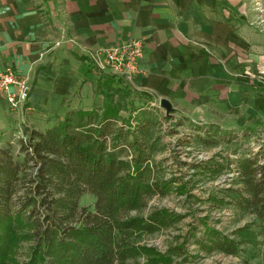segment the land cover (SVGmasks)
Listing matches in <instances>:
<instances>
[{
	"label": "crops",
	"instance_id": "obj_1",
	"mask_svg": "<svg viewBox=\"0 0 264 264\" xmlns=\"http://www.w3.org/2000/svg\"><path fill=\"white\" fill-rule=\"evenodd\" d=\"M129 39L143 43L133 80L94 64L92 51ZM6 68L28 79L30 97L15 115L0 91L5 127L13 115L26 119L22 127L45 130L71 110L102 107L110 88L125 87L129 109L137 100L138 108L165 113L160 103L168 101L171 117L194 129L264 130L259 0H0Z\"/></svg>",
	"mask_w": 264,
	"mask_h": 264
},
{
	"label": "trees",
	"instance_id": "obj_2",
	"mask_svg": "<svg viewBox=\"0 0 264 264\" xmlns=\"http://www.w3.org/2000/svg\"><path fill=\"white\" fill-rule=\"evenodd\" d=\"M108 92L102 107L71 110L45 130L24 126L17 151L11 143L0 148V228L14 218L30 226L32 264H146L140 259L149 256L148 249L137 245L132 234L155 232L175 221L160 210L143 214L152 196L168 192L167 181L156 177L159 109L127 108L130 91L125 87ZM195 130L200 143L242 147L243 152L231 153L236 157L221 154L193 168L231 173L230 186L213 204L252 217L235 231L239 243L210 230L199 247L238 255L243 244L242 250L250 246L255 256L264 257L262 137L255 151L244 148L255 131L240 137L211 127ZM85 194L94 196L92 207L80 206ZM9 247L6 232L0 237L2 257Z\"/></svg>",
	"mask_w": 264,
	"mask_h": 264
},
{
	"label": "rangeland",
	"instance_id": "obj_3",
	"mask_svg": "<svg viewBox=\"0 0 264 264\" xmlns=\"http://www.w3.org/2000/svg\"><path fill=\"white\" fill-rule=\"evenodd\" d=\"M259 6L264 14V0H259ZM138 106L140 104L136 100L134 107ZM9 109L17 115L18 110ZM11 118L13 121L8 122L10 125L5 127L6 120L0 125L3 128L0 129V147L11 143L17 151L19 140L24 136L22 126L27 121L20 116L12 115ZM155 121L158 123L155 137L159 140L155 161L160 163L156 177L163 182L167 181L168 192L165 195L152 196L143 214L160 210L175 217V221L170 227L155 232L132 234L137 245L148 249L149 256L142 257L141 262L151 264L152 260L153 264H264V257L255 256L250 246L245 251L242 250L245 246L241 244L238 255H228L217 250L206 251L198 245L208 237L210 230H215L219 237H228L239 243L241 238L235 231L252 219L251 216L236 212L232 207H215L213 204V198L221 196V191L230 186L231 173L210 174L193 168L200 161H211L213 158L217 161L221 154L236 157L231 153L235 149L243 152L242 147H237L235 143L228 145L224 141L216 146L211 145L212 147L200 143L196 137L197 130L182 118H166L159 113ZM263 131L252 133L250 143L244 148L251 147L257 151L261 143L258 138L262 137L264 142ZM230 135L243 137L241 132H232ZM94 202L93 195L85 194L80 200V206L92 207ZM6 232L10 236V247L5 257L0 255V264H32L33 239L30 236V226L19 218H14L10 226L0 228V237Z\"/></svg>",
	"mask_w": 264,
	"mask_h": 264
},
{
	"label": "built area",
	"instance_id": "obj_4",
	"mask_svg": "<svg viewBox=\"0 0 264 264\" xmlns=\"http://www.w3.org/2000/svg\"><path fill=\"white\" fill-rule=\"evenodd\" d=\"M143 56L141 40L129 39L116 45L100 47L90 57L100 69L131 81L139 72V61ZM0 91L12 110L22 108L30 97L27 78L19 76L13 69H0ZM264 132V131H263Z\"/></svg>",
	"mask_w": 264,
	"mask_h": 264
},
{
	"label": "water",
	"instance_id": "obj_5",
	"mask_svg": "<svg viewBox=\"0 0 264 264\" xmlns=\"http://www.w3.org/2000/svg\"><path fill=\"white\" fill-rule=\"evenodd\" d=\"M160 108L163 109L168 116H172L174 113L172 105L168 101H161Z\"/></svg>",
	"mask_w": 264,
	"mask_h": 264
}]
</instances>
